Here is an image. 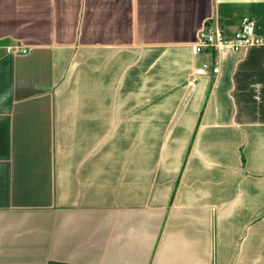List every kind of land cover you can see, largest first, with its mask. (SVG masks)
Returning <instances> with one entry per match:
<instances>
[{
	"label": "crops",
	"instance_id": "obj_1",
	"mask_svg": "<svg viewBox=\"0 0 264 264\" xmlns=\"http://www.w3.org/2000/svg\"><path fill=\"white\" fill-rule=\"evenodd\" d=\"M245 19L264 38V0H0V264H264V46L193 52Z\"/></svg>",
	"mask_w": 264,
	"mask_h": 264
},
{
	"label": "built area",
	"instance_id": "obj_2",
	"mask_svg": "<svg viewBox=\"0 0 264 264\" xmlns=\"http://www.w3.org/2000/svg\"><path fill=\"white\" fill-rule=\"evenodd\" d=\"M255 46H264V38L257 34V26L253 20L245 19L240 29L230 38L225 36L224 30L217 22L211 21L200 32L198 42L193 46V52L195 54H201L207 51L218 53L228 48L238 53ZM7 51L10 53H27V50H21L19 47H10ZM208 69L213 74L218 75L220 72L218 60H214L212 66L205 65L203 68L198 69L196 75H206Z\"/></svg>",
	"mask_w": 264,
	"mask_h": 264
}]
</instances>
